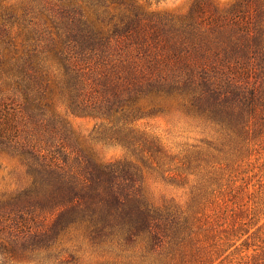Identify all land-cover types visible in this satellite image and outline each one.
I'll list each match as a JSON object with an SVG mask.
<instances>
[{
	"label": "trees",
	"instance_id": "1",
	"mask_svg": "<svg viewBox=\"0 0 264 264\" xmlns=\"http://www.w3.org/2000/svg\"><path fill=\"white\" fill-rule=\"evenodd\" d=\"M206 6L167 15L143 0H0V154L19 159L28 179L0 195V233L10 237L0 264L17 249L38 264H224L246 230L203 244L188 211L143 189L144 168L200 172L250 127L264 133V0ZM170 99L216 140L171 153L136 126ZM62 108L102 118L96 136L131 158L97 157ZM208 180L200 187L212 190ZM75 227L114 258L63 255Z\"/></svg>",
	"mask_w": 264,
	"mask_h": 264
},
{
	"label": "rangeland",
	"instance_id": "2",
	"mask_svg": "<svg viewBox=\"0 0 264 264\" xmlns=\"http://www.w3.org/2000/svg\"><path fill=\"white\" fill-rule=\"evenodd\" d=\"M143 1L150 10L159 14L184 15L196 0ZM200 1L211 10L213 6L227 8L236 0ZM167 103L169 108L164 114L139 119L136 126L158 137L171 153L182 152V149L192 144L204 145V139L216 140L218 133L211 126L187 115L174 99ZM62 113L73 133L103 161L131 158L120 145L108 143L96 136L95 129L103 121L102 118L72 113L63 108ZM210 165H205L200 172L191 173L144 168V192L156 204L171 203L188 211L195 222V235L203 238V244H211L219 236L246 230L218 260L227 253L224 264H255L264 252V133L257 134L250 127L235 151L212 158ZM201 173L207 175L203 177ZM208 178L212 190L205 188L207 181L200 187L202 180ZM27 180L19 159L0 154V195L15 191L25 185ZM9 241L6 232L0 233V244L6 245ZM218 242H223V239ZM62 248L67 249L66 252L62 251L63 255L72 252L83 261L114 258L105 247L93 246L81 227L70 229L63 236L58 250ZM10 262L38 264L34 255L22 254L19 249L10 257Z\"/></svg>",
	"mask_w": 264,
	"mask_h": 264
}]
</instances>
